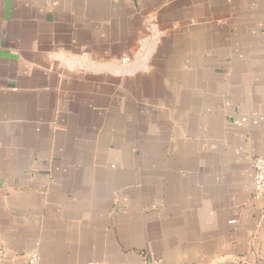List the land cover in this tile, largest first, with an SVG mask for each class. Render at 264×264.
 <instances>
[{
  "label": "crops",
  "instance_id": "crops-1",
  "mask_svg": "<svg viewBox=\"0 0 264 264\" xmlns=\"http://www.w3.org/2000/svg\"><path fill=\"white\" fill-rule=\"evenodd\" d=\"M257 155L264 0H0V264H264Z\"/></svg>",
  "mask_w": 264,
  "mask_h": 264
},
{
  "label": "built area",
  "instance_id": "built-area-1",
  "mask_svg": "<svg viewBox=\"0 0 264 264\" xmlns=\"http://www.w3.org/2000/svg\"><path fill=\"white\" fill-rule=\"evenodd\" d=\"M125 60V59H122ZM254 167V193L259 196L264 193V155H257L253 157ZM28 264H41L38 251L33 250L27 258ZM93 264V263H83Z\"/></svg>",
  "mask_w": 264,
  "mask_h": 264
}]
</instances>
